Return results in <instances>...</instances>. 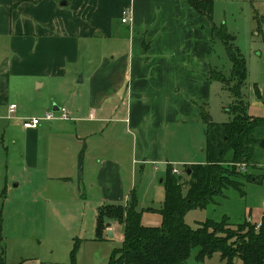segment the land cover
Masks as SVG:
<instances>
[{
	"label": "crops",
	"instance_id": "0c3cea01",
	"mask_svg": "<svg viewBox=\"0 0 264 264\" xmlns=\"http://www.w3.org/2000/svg\"><path fill=\"white\" fill-rule=\"evenodd\" d=\"M125 10L130 23L121 20ZM214 24L189 0H0L4 132L36 174L65 172L59 178L98 208L127 204L128 174L138 166L159 172L176 154L205 152L202 112L211 115L215 83L222 85L214 79L221 72ZM95 42L110 53L93 64L82 46L90 53ZM55 84L70 88L74 102L54 103ZM23 102L38 108L26 116ZM11 104L18 105L14 118ZM62 107L70 119L23 126L24 118Z\"/></svg>",
	"mask_w": 264,
	"mask_h": 264
},
{
	"label": "rangeland",
	"instance_id": "374dc122",
	"mask_svg": "<svg viewBox=\"0 0 264 264\" xmlns=\"http://www.w3.org/2000/svg\"><path fill=\"white\" fill-rule=\"evenodd\" d=\"M213 1L214 22L218 26L224 25L236 37L235 45L246 60L247 78L240 99L234 97L229 89L236 81H230V86L215 83L211 115L219 122L231 121L235 117L232 109L240 107L247 111L248 104L249 115L264 117V0ZM218 44L221 46L215 63L222 73L230 77L231 60L224 43L218 41ZM101 46V43L95 42L92 52L88 53L83 43L82 56L92 57L93 64H96L101 56L110 53L109 49ZM217 72L215 75H220ZM71 80L74 82L73 78ZM71 80L64 84L72 85ZM67 89L56 86L52 90L56 98L54 103L74 102L70 88ZM23 103L26 116L32 115L38 108L37 102ZM6 125V122L0 123V264H108L112 253L123 246L124 225L114 222L113 235L109 236L108 228L104 237L98 238L96 203L79 196L75 183L59 178L61 173H65L63 171L53 168L42 170L39 174L33 172L18 154L10 134L4 132ZM258 135L264 140V129ZM176 155V162L172 164L184 178L187 177L185 160H193L194 164L206 161L202 149ZM159 166V172L146 165L138 166L133 177L128 174L129 190L136 193L138 209L143 212L142 222L148 226H157L162 222L159 209L165 201L166 190L161 180L166 176L167 165ZM240 170L251 173L257 180L248 181L241 177V189L229 187L223 194L216 195L206 207L189 211L185 220L190 226L196 228L207 219L221 222L225 218L232 225L251 219L260 225L264 211V147H259L254 161L240 166ZM18 181L22 184L15 187ZM86 192L91 194L90 189ZM197 253L198 248H195L187 264H224L219 253L204 261L197 260Z\"/></svg>",
	"mask_w": 264,
	"mask_h": 264
},
{
	"label": "trees",
	"instance_id": "16d2710c",
	"mask_svg": "<svg viewBox=\"0 0 264 264\" xmlns=\"http://www.w3.org/2000/svg\"><path fill=\"white\" fill-rule=\"evenodd\" d=\"M189 2L198 12L213 18V0ZM213 27L215 37L226 46L232 63L230 77L215 71L220 75L214 72V79L225 85L236 81L229 89L234 97L240 99L247 78L246 60L235 45L236 37L224 25L214 24ZM232 111L235 116L233 120L215 122L210 113L203 110L206 161L185 164L186 178L173 173L172 164L167 165L166 176L162 180L166 198L159 209L162 216L160 225L143 224V212L138 209V198L134 191L127 204L105 203L98 208V238L104 237L112 223L124 225L123 246L112 253L108 264H187L195 248H198V261L219 253L224 264H264V212L260 225L252 220L232 225L225 218L221 222L207 219L193 228L185 220L189 211L206 207L225 189H241L239 178L257 180L251 173H243L240 166L248 165L257 157V149L261 147L258 134L264 129V117L249 115L248 104L247 111L240 107Z\"/></svg>",
	"mask_w": 264,
	"mask_h": 264
},
{
	"label": "built area",
	"instance_id": "2783aa9c",
	"mask_svg": "<svg viewBox=\"0 0 264 264\" xmlns=\"http://www.w3.org/2000/svg\"><path fill=\"white\" fill-rule=\"evenodd\" d=\"M121 20L123 23H130L132 21L131 12H129L128 10L123 11ZM17 109H18L17 104H11L10 105L9 112H10L11 118L15 117ZM57 118L70 119L68 111L65 107L60 108L59 111H57V112L56 111H48L43 116H34V117L24 118L23 119V126L27 129L37 128L43 122L50 121V120L57 119ZM242 166L244 167V164ZM156 169L158 170L159 168L156 167ZM173 173L181 174L180 170H178L175 167H173Z\"/></svg>",
	"mask_w": 264,
	"mask_h": 264
},
{
	"label": "water",
	"instance_id": "95a60500",
	"mask_svg": "<svg viewBox=\"0 0 264 264\" xmlns=\"http://www.w3.org/2000/svg\"><path fill=\"white\" fill-rule=\"evenodd\" d=\"M56 109H57V108H54L53 111H57ZM260 144H261V147H264V140H261ZM189 172H190V171H189ZM109 235H110V236L113 235V232H112L111 230L109 231Z\"/></svg>",
	"mask_w": 264,
	"mask_h": 264
}]
</instances>
